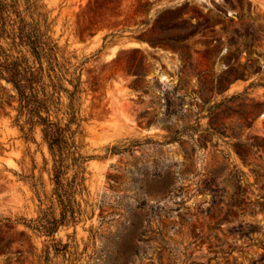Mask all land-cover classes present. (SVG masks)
<instances>
[{
    "label": "rangeland",
    "instance_id": "1",
    "mask_svg": "<svg viewBox=\"0 0 264 264\" xmlns=\"http://www.w3.org/2000/svg\"><path fill=\"white\" fill-rule=\"evenodd\" d=\"M18 7L81 76L83 158L50 233L53 157L0 73V264H264V0Z\"/></svg>",
    "mask_w": 264,
    "mask_h": 264
},
{
    "label": "trees",
    "instance_id": "2",
    "mask_svg": "<svg viewBox=\"0 0 264 264\" xmlns=\"http://www.w3.org/2000/svg\"><path fill=\"white\" fill-rule=\"evenodd\" d=\"M19 4L20 0H0V73L17 88L20 100L17 122L21 129L27 128L28 133H33L41 127L52 154L55 194L61 206L60 218L51 222L55 224L50 233H54L78 211L76 185L79 171L73 179H70L69 171L72 167H80L83 158L77 139L81 125L78 106L81 76L64 68L57 55L58 44L35 15L27 19ZM3 39L7 40L9 48ZM23 46L28 48L31 56L24 52ZM13 50L19 54H14ZM64 92L69 102L63 111ZM23 115L26 119L20 122Z\"/></svg>",
    "mask_w": 264,
    "mask_h": 264
},
{
    "label": "bare ground",
    "instance_id": "3",
    "mask_svg": "<svg viewBox=\"0 0 264 264\" xmlns=\"http://www.w3.org/2000/svg\"><path fill=\"white\" fill-rule=\"evenodd\" d=\"M129 43H131V44H139V42H137V41H130ZM115 47H117V46H115Z\"/></svg>",
    "mask_w": 264,
    "mask_h": 264
}]
</instances>
